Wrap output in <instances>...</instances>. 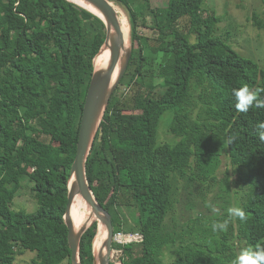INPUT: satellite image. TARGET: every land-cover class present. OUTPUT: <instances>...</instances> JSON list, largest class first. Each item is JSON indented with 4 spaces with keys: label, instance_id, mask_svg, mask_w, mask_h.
<instances>
[{
    "label": "trees",
    "instance_id": "16d2710c",
    "mask_svg": "<svg viewBox=\"0 0 264 264\" xmlns=\"http://www.w3.org/2000/svg\"><path fill=\"white\" fill-rule=\"evenodd\" d=\"M110 1L129 14L132 54L119 85L135 92L129 99L118 89L112 94L86 177L111 215L114 234L141 235L114 242L112 249L122 252L120 264H231L242 249L264 246V142L258 135L264 108L254 104L240 112L232 94L245 84L264 88V67L215 35L219 18L203 15L205 0H168L163 8L140 0L152 38L137 33L132 0ZM104 37V23L67 0H0V264H14L16 248L34 252L36 264H70L63 220L67 182L93 59ZM167 112L166 128L175 140L160 142ZM223 153L243 186V221L230 216L225 204L222 214H211L196 186L210 190L219 184ZM121 157L130 166L139 163L140 174L131 181L122 180ZM24 181L37 204L32 213L11 208ZM180 183L190 196L181 214L188 210L189 216L176 231L168 223ZM195 199L208 214L190 215ZM125 207L131 218L124 216ZM225 221L226 230H212ZM96 232L94 222L81 237V264H93Z\"/></svg>",
    "mask_w": 264,
    "mask_h": 264
},
{
    "label": "rangeland",
    "instance_id": "374dc122",
    "mask_svg": "<svg viewBox=\"0 0 264 264\" xmlns=\"http://www.w3.org/2000/svg\"><path fill=\"white\" fill-rule=\"evenodd\" d=\"M151 7L153 8H163L167 6L168 0H149ZM135 7H132V10L135 12V19L137 20L136 31L139 35L143 37L152 38L154 33L151 27V22L149 16L142 15V9L139 8L140 0H132L131 1ZM114 3V2H113ZM115 4V3H114ZM119 9L121 17L127 20L128 29H129V45L131 44V23L129 20V14L123 6L117 5ZM203 15L207 16L209 14L214 13L218 18L219 22L216 25L215 35L226 42L232 49L238 52L241 56L253 61L262 69L264 67V27H258L253 17L257 16L258 20H260L264 24V0H205L202 5ZM139 9V10H137ZM182 31H187V27L185 26L184 21H181L180 24ZM106 34V33H105ZM194 37H191L193 41ZM105 40V37H104ZM104 42V41H103ZM124 76V75H123ZM159 79H155V83ZM148 81V80H147ZM120 84V83H119ZM117 85L116 89H118L119 95H124V99H129L132 97L135 90L125 88L124 86ZM170 119V112L164 114L161 119V123L159 126L158 136L160 142H173L175 138L166 128L168 121ZM48 141V138H44ZM120 164H122V180L123 181H131L133 175L140 174L138 171L140 170L139 163L136 165L131 164L127 158H119ZM125 164L127 166H125ZM133 167H137V169H132ZM227 179L226 185L221 189V181H225ZM216 179L219 184H216L210 190H206L205 184H200L199 187L196 184L199 191L204 193V199L208 203L210 208V213L219 215L224 211L221 209V205H226V211L229 208L237 207L241 205V199L239 195L240 188L243 189V186L237 180L236 174H234L231 165L229 164L228 157L223 153L221 155V164L219 169L216 172ZM182 183V182H181ZM181 183L179 185V193L177 195L178 203L175 204L176 211L173 213L172 217L169 218V226L176 225V231H179V223H184L186 221V216H189L188 210L186 213L181 214V210L184 211V203L185 198L190 199L188 196V191H183ZM197 189L192 188L191 191L199 192ZM190 191V190H189ZM219 194L220 197L217 195ZM197 202L196 208L194 211H191L190 215L195 212V210H202L206 214H208V210L204 208L200 202V199H195ZM215 204H212V202ZM12 210L18 211L23 210L27 213H32L36 210L37 204L34 200L33 193L31 191V184L24 181L22 183V188L17 193L16 197L13 200ZM215 209V210H214ZM131 208L123 209L124 216H128L131 218L130 213ZM202 212V213H203ZM181 214V215H180ZM234 221V220H233ZM100 223L98 222V227ZM183 226V225H182ZM98 232V229H97ZM97 236V233H96ZM91 241L90 248L92 252L97 253L95 249V238ZM116 241L114 239L113 243ZM122 252L117 249H113L111 256V263L119 264L120 257ZM36 254L30 251H20V249L16 248V256L14 264H36L35 262ZM62 264H68L67 261H64Z\"/></svg>",
    "mask_w": 264,
    "mask_h": 264
},
{
    "label": "water",
    "instance_id": "95a60500",
    "mask_svg": "<svg viewBox=\"0 0 264 264\" xmlns=\"http://www.w3.org/2000/svg\"><path fill=\"white\" fill-rule=\"evenodd\" d=\"M67 1L99 18L104 23L106 33L105 40L93 59L94 69L84 99L78 128L75 157L70 168L67 182V205L63 220L67 228L70 264H81L79 258L81 237L94 222H97V229L98 222L103 225L106 230V238L104 240V251H98L97 253L94 251L92 252L93 264H111L112 244L115 237L111 215L97 202L91 191L86 177V162L110 98L128 67L132 54V46L129 45L124 49L125 40L121 30L118 13L112 1L81 0L102 13L104 20L76 0ZM105 48H108L110 51L109 61L104 69L97 70L94 65L95 59ZM117 65H119V68L116 76L113 78ZM78 193L92 206L96 219L80 230L75 231L69 215L73 200Z\"/></svg>",
    "mask_w": 264,
    "mask_h": 264
},
{
    "label": "clouds",
    "instance_id": "9594fccd",
    "mask_svg": "<svg viewBox=\"0 0 264 264\" xmlns=\"http://www.w3.org/2000/svg\"><path fill=\"white\" fill-rule=\"evenodd\" d=\"M264 88L251 89L248 85H242L239 88L233 89V96L236 101V108L240 112H247L251 106L255 104L258 108H264ZM259 139L264 142V123L258 125ZM215 210V209H214ZM230 216L237 217L241 221L246 219V214L243 209L232 207L228 209ZM227 221L223 223H214L212 230H226ZM116 235V234H114ZM231 264H264V246L257 245L255 248L242 249L238 255L234 257Z\"/></svg>",
    "mask_w": 264,
    "mask_h": 264
},
{
    "label": "bare ground",
    "instance_id": "6f19581e",
    "mask_svg": "<svg viewBox=\"0 0 264 264\" xmlns=\"http://www.w3.org/2000/svg\"><path fill=\"white\" fill-rule=\"evenodd\" d=\"M78 3L84 5L86 8H88L90 11L98 15L104 20V17L102 13H100L98 10L92 8L90 5L86 4L85 2L81 0H76ZM113 6L115 10L118 13L120 25H121V30L123 33V37L125 40L124 43V49H126L129 46V29H128V24L127 20L121 17L119 9L117 6L113 3ZM102 46V45H101ZM101 48V47H100ZM109 56H110V51L108 48H105L103 52L95 59V69L97 70H102L106 67L108 61H109ZM119 65H117L115 74L113 78L116 76L117 71H118ZM69 217L71 218L74 226V230L78 231L82 227L86 226L89 224L91 221H93L95 218V214L93 212L92 206L87 202V200L81 195L77 194L73 200L72 206L70 208V215ZM106 238V230L103 227L102 224L99 225L98 227V232L97 236L95 238V249L96 251L103 252L104 251V240Z\"/></svg>",
    "mask_w": 264,
    "mask_h": 264
},
{
    "label": "built area",
    "instance_id": "2783aa9c",
    "mask_svg": "<svg viewBox=\"0 0 264 264\" xmlns=\"http://www.w3.org/2000/svg\"><path fill=\"white\" fill-rule=\"evenodd\" d=\"M116 241L120 244L130 243L132 241H137L141 239V235H125L123 233H117L114 237ZM120 264V263H119Z\"/></svg>",
    "mask_w": 264,
    "mask_h": 264
}]
</instances>
